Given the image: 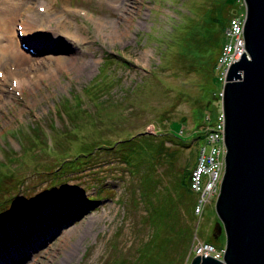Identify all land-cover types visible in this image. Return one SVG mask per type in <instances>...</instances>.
I'll list each match as a JSON object with an SVG mask.
<instances>
[{
    "label": "rangeland",
    "instance_id": "374dc122",
    "mask_svg": "<svg viewBox=\"0 0 264 264\" xmlns=\"http://www.w3.org/2000/svg\"><path fill=\"white\" fill-rule=\"evenodd\" d=\"M45 1L57 11L54 16L67 15L70 32L59 27L61 44L46 35L42 40L49 46L31 52L20 37L16 45L31 55L27 64L39 70L50 67L53 55L67 59L58 67L53 61L54 75L24 89L11 90L13 79L0 77L5 92H13L12 100L2 102L6 93L0 88V214H5L0 247L9 246L0 252V264H106L123 253L136 258L149 233L145 204L138 202L149 167L138 163L133 173L132 164L120 157V142L146 133L150 136L141 144H162L131 156L136 162L154 161L162 188L172 187L186 166L195 164L205 141L198 137L222 107L215 93L224 81L217 76L218 83L213 68L222 50L221 28L212 18L220 11L229 18L245 13L244 1ZM105 18L108 23H99ZM43 21L41 36L50 30L49 18ZM50 23L56 29L55 20ZM5 65L0 70L11 71L16 63ZM70 106L78 113H69ZM81 155L82 169L59 168ZM215 203L200 223L195 217L192 245L196 236L213 234L219 220ZM77 206L79 215L57 223V213L76 212ZM20 211L29 216L18 218ZM38 222L43 223L38 236L20 244L24 238L19 237ZM162 233L169 234L168 228ZM224 243V236L216 238V246ZM191 250L183 264H189Z\"/></svg>",
    "mask_w": 264,
    "mask_h": 264
},
{
    "label": "water",
    "instance_id": "95a60500",
    "mask_svg": "<svg viewBox=\"0 0 264 264\" xmlns=\"http://www.w3.org/2000/svg\"><path fill=\"white\" fill-rule=\"evenodd\" d=\"M246 52L221 91L227 148L216 199L222 258L195 254L189 264H264V0H243Z\"/></svg>",
    "mask_w": 264,
    "mask_h": 264
},
{
    "label": "trees",
    "instance_id": "16d2710c",
    "mask_svg": "<svg viewBox=\"0 0 264 264\" xmlns=\"http://www.w3.org/2000/svg\"><path fill=\"white\" fill-rule=\"evenodd\" d=\"M234 1L235 0H231V2ZM228 14L229 13L226 14L227 16H224L220 11L219 14L214 15L212 18L213 24L220 25L221 28L219 30V35H217L219 44H223L221 39L224 37V31L229 21ZM215 64L216 61L213 62V68L215 67ZM102 72H104L103 69L100 70L97 78L103 74ZM215 77L218 81L217 75ZM220 91L221 89L215 93L217 98L221 97ZM219 100L221 101V98ZM210 103L211 100H209L207 108L210 106ZM69 108L73 112H70ZM69 108L67 109L69 113H78V108L71 106ZM207 110L211 111L210 109ZM146 136L149 137L150 135L142 133L140 136L132 135V137L121 140L120 146H122L120 150L123 155H120V157L132 164L131 170L133 173L135 172L134 165L138 166L139 163V166L142 165L143 167L146 163H148L149 171L146 176L145 173L143 175L145 180L143 181V190L140 193L141 198L138 202L145 204V213H143L142 216L145 223L149 226V233L147 238L143 239L145 244L143 242L138 247V257L129 258L123 253L122 255H116L115 257L112 256L110 258L112 261L109 260L106 264H183L193 247V222L196 217L194 213L196 194L190 187V178L194 165H187L184 173L178 175V178H175L172 187L165 186L163 189L161 185V177L158 179L157 176L154 175V170L156 171V168L153 165L154 161L152 159L140 158L139 161L136 162L133 158H131V156L135 155L138 150L145 147L150 150L154 149L155 145L157 146L156 149L162 147L160 142H156L151 145L146 144V142L141 144L142 142H140V140H147ZM200 137L202 136L200 135ZM84 159L85 156L81 155L80 158L75 157L70 160L68 159L69 161L65 160L60 164L59 168L66 167L67 172L78 171L83 168V165H81L82 163L79 164V162H82ZM152 198H155V201ZM78 207L79 206L75 207V209L78 210ZM28 216H26L25 211H22L21 215L17 217L23 219ZM3 217H5V214L1 212L0 219ZM42 225L43 223L41 222L36 223V226L31 225L29 227V229L31 228L30 232L28 233L30 235L19 237V239L24 238L20 244H27L29 243V240H32L34 235L35 237L38 236L39 229ZM164 228H168L169 234L162 233ZM33 233L34 235H32ZM222 236H224V233L219 238ZM205 240L215 245L216 238L214 234H212L209 238H205ZM222 246L223 245H220V247ZM3 249H6V247H2L0 252Z\"/></svg>",
    "mask_w": 264,
    "mask_h": 264
},
{
    "label": "built area",
    "instance_id": "2783aa9c",
    "mask_svg": "<svg viewBox=\"0 0 264 264\" xmlns=\"http://www.w3.org/2000/svg\"><path fill=\"white\" fill-rule=\"evenodd\" d=\"M244 15L245 13L231 16L224 31L225 39L215 66L218 71L216 75L222 77L224 83L231 63L238 60L244 51L246 52ZM216 115L215 121L209 122L201 135L205 141L198 150V157L192 168L190 178V187L196 194L194 213L199 223L205 210L213 204L214 199H217L225 171L227 148L224 138L225 114L222 107ZM211 118V113H209L207 119L211 120ZM198 138L201 137L199 136ZM196 241L192 247L191 256L195 254H211L218 258L223 257L224 246L218 247L198 236H196Z\"/></svg>",
    "mask_w": 264,
    "mask_h": 264
},
{
    "label": "bare ground",
    "instance_id": "6f19581e",
    "mask_svg": "<svg viewBox=\"0 0 264 264\" xmlns=\"http://www.w3.org/2000/svg\"><path fill=\"white\" fill-rule=\"evenodd\" d=\"M30 0H0V3H2V7L5 10L4 17L0 21V64L5 65L14 62L16 63V66L13 70L8 71L6 68L4 71V80H7L9 78H12L15 80L16 85H12V88L18 89H24L27 86H31L33 83H39L40 79L43 78L46 74L48 76H52L55 74V66H53V61L55 62V65L61 66L63 65L65 56L61 54H57L56 56L53 55L49 59V62H51L49 65L50 67L46 70H39L38 68H33V66L28 65L27 61L30 59L31 55L29 53H26L20 47H17V43L15 40H17L18 35V28L17 23H20L23 25L22 33L25 39H30L31 42H35L36 49H41L42 46L45 44V42L42 40L43 38L39 35L40 29H42L43 24L41 22H44V18H49V21L55 20L57 27L56 29H53L52 24L49 22L50 30L46 31L44 30L43 37L46 35L57 41L59 44L62 43L61 36L56 31L59 27L64 30H68L69 28L66 27V24L64 21L66 20L67 15L65 13H59L57 16H54L57 14V11L52 9V6L47 4L45 0H42L38 2L37 5H34V3L28 4ZM37 2V1H34ZM40 6H44L45 10L44 12H41L39 10ZM67 10L71 7H66ZM65 9V8H64ZM64 16V17H63ZM99 17H97L98 19ZM100 20V19H99ZM97 20V21H99ZM19 21V22H17ZM101 24L108 23L107 19L99 21ZM71 30V29H70ZM102 30V29H100ZM115 32L114 28L113 31ZM26 36H28L26 38ZM46 46H49V44H45ZM31 52V51H30ZM11 59V61H9ZM13 59V60H12ZM67 59V58H66ZM13 61V62H12ZM9 62V63H7ZM83 65V64H82ZM6 66V65H5ZM79 66H81L79 64ZM3 78V77H2ZM2 83L0 82V88L1 93H6V99H3L2 102H5L6 100H12L13 98V92L9 89L5 92V89L3 88ZM70 208V207H69ZM61 210L60 213H57L55 217H57L55 220H57V223L63 224L68 223L71 221L74 217L79 215L81 213V209L74 212L69 210ZM63 211V212H62ZM71 212L70 214H68ZM52 221H48V223H51ZM38 229V228H37ZM30 235V234H28ZM34 235V233L32 234ZM8 242L3 243L0 247V250L2 247H9L7 246Z\"/></svg>",
    "mask_w": 264,
    "mask_h": 264
},
{
    "label": "crops",
    "instance_id": "0c3cea01",
    "mask_svg": "<svg viewBox=\"0 0 264 264\" xmlns=\"http://www.w3.org/2000/svg\"><path fill=\"white\" fill-rule=\"evenodd\" d=\"M216 114H217V110H216Z\"/></svg>",
    "mask_w": 264,
    "mask_h": 264
}]
</instances>
